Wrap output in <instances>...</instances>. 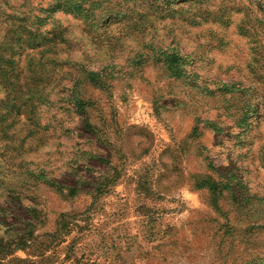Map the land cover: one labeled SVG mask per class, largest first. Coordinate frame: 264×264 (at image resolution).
<instances>
[{
	"label": "rangeland",
	"instance_id": "1",
	"mask_svg": "<svg viewBox=\"0 0 264 264\" xmlns=\"http://www.w3.org/2000/svg\"><path fill=\"white\" fill-rule=\"evenodd\" d=\"M70 1L0 0V264H264V0Z\"/></svg>",
	"mask_w": 264,
	"mask_h": 264
},
{
	"label": "trees",
	"instance_id": "2",
	"mask_svg": "<svg viewBox=\"0 0 264 264\" xmlns=\"http://www.w3.org/2000/svg\"><path fill=\"white\" fill-rule=\"evenodd\" d=\"M167 4H170L171 2H176V1H193L195 0H165ZM52 12L61 10L67 13H75L77 15H83L85 17H89L87 15L82 14L84 11V8L82 6L81 1H78L77 3H72L70 0H54V3L51 4ZM151 52H152V60L155 63H161L169 76H172L174 78H181V79H187L189 76L187 75L185 65L187 64L186 57L182 54H180L178 51H175L174 49H155L154 47H151ZM86 74V78L92 82V83H98L100 81V75L96 72L93 71H88L84 70L83 71ZM232 87V85H231ZM230 86L224 85L220 87V90L222 92H228L233 89ZM72 103L73 107L79 111L82 112L84 111V106L86 105L87 101L81 100L78 95L74 94L72 95ZM211 169L214 170L213 166H210ZM215 171H217L215 169ZM219 179L216 180L212 178L209 175H203L199 176L195 180V186L197 188H206L209 193L211 194V200L213 204L216 205V202L218 200V197L222 195L223 192H227L230 194L231 198L239 204H244V205H249L252 203L253 197L250 195H247L245 190L242 189L241 193L242 196L239 198L236 195V187H243L240 184L239 180H236V183L234 177L231 175H226L218 177ZM75 190V189H72Z\"/></svg>",
	"mask_w": 264,
	"mask_h": 264
}]
</instances>
